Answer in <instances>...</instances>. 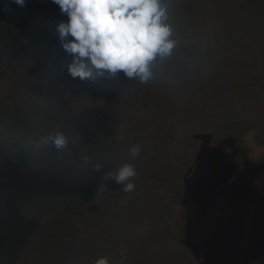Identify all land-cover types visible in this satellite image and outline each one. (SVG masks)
Segmentation results:
<instances>
[{
	"label": "rangeland",
	"instance_id": "obj_1",
	"mask_svg": "<svg viewBox=\"0 0 264 264\" xmlns=\"http://www.w3.org/2000/svg\"><path fill=\"white\" fill-rule=\"evenodd\" d=\"M162 3L142 83L73 78L59 6L0 0V264H264V1Z\"/></svg>",
	"mask_w": 264,
	"mask_h": 264
},
{
	"label": "clouds",
	"instance_id": "obj_2",
	"mask_svg": "<svg viewBox=\"0 0 264 264\" xmlns=\"http://www.w3.org/2000/svg\"><path fill=\"white\" fill-rule=\"evenodd\" d=\"M23 7L25 0H14ZM67 22H59L56 32L65 52L72 56L68 72L81 80L95 81L105 71L115 75L122 70L128 78L147 82L152 73L150 63L157 55L168 56L175 45L170 39L172 27L167 23V8L162 0H53ZM57 149L67 144L62 133L46 138ZM140 146L129 149L136 157ZM124 192H132L137 175L134 166L124 163L115 173H108ZM95 264H109L101 257Z\"/></svg>",
	"mask_w": 264,
	"mask_h": 264
},
{
	"label": "trees",
	"instance_id": "obj_3",
	"mask_svg": "<svg viewBox=\"0 0 264 264\" xmlns=\"http://www.w3.org/2000/svg\"><path fill=\"white\" fill-rule=\"evenodd\" d=\"M264 1V0H263Z\"/></svg>",
	"mask_w": 264,
	"mask_h": 264
}]
</instances>
